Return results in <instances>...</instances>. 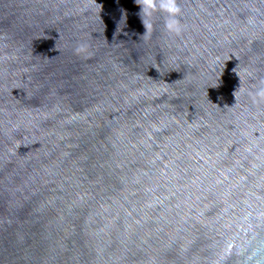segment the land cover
<instances>
[{
    "label": "water",
    "instance_id": "1",
    "mask_svg": "<svg viewBox=\"0 0 264 264\" xmlns=\"http://www.w3.org/2000/svg\"><path fill=\"white\" fill-rule=\"evenodd\" d=\"M0 0V264H264V0Z\"/></svg>",
    "mask_w": 264,
    "mask_h": 264
},
{
    "label": "clouds",
    "instance_id": "2",
    "mask_svg": "<svg viewBox=\"0 0 264 264\" xmlns=\"http://www.w3.org/2000/svg\"><path fill=\"white\" fill-rule=\"evenodd\" d=\"M146 6L147 7H152L153 3L152 0H145ZM159 7L161 8V10L163 11H175L173 5L170 3V0H159Z\"/></svg>",
    "mask_w": 264,
    "mask_h": 264
}]
</instances>
